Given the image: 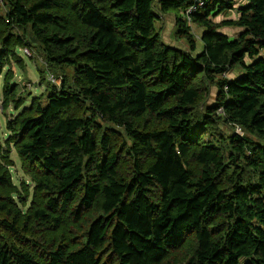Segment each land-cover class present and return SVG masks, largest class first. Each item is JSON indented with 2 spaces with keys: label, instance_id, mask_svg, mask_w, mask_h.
Wrapping results in <instances>:
<instances>
[{
  "label": "trees",
  "instance_id": "16d2710c",
  "mask_svg": "<svg viewBox=\"0 0 264 264\" xmlns=\"http://www.w3.org/2000/svg\"><path fill=\"white\" fill-rule=\"evenodd\" d=\"M194 1L0 2V74L30 48L61 78L7 125L0 264H264V0H206L197 34Z\"/></svg>",
  "mask_w": 264,
  "mask_h": 264
},
{
  "label": "rangeland",
  "instance_id": "374dc122",
  "mask_svg": "<svg viewBox=\"0 0 264 264\" xmlns=\"http://www.w3.org/2000/svg\"><path fill=\"white\" fill-rule=\"evenodd\" d=\"M237 5L238 4H244L242 0H235ZM241 6V5H240ZM239 7V6H238ZM238 7L233 4V9L226 10L225 15L231 16L234 13H237ZM221 14L217 18H215V21L221 22L225 15ZM175 17L171 15H166L164 20L161 22H157L156 26H158V29L161 30L163 39L166 43L174 45V46H181V42L179 43L175 37L176 30H175ZM193 24H191L192 26ZM193 32L197 34L198 29L195 28L193 25ZM200 30V29H199ZM201 32V30H200ZM33 51V50H32ZM35 56L32 58L27 56L24 52V49L18 50V54L24 59L25 68H20L17 64L13 63L12 66L6 65L3 67V71L0 74V149L2 148L1 152L2 154L6 151V140L9 137V132L7 129V125L9 121L13 120L17 117V115L22 112L23 109L26 107H29L32 103V99L34 97H43V103L44 105L48 102V96L51 90L53 89V84L49 81V74H55L51 70H46V65L44 64V61L41 57H39V54L36 52ZM9 69L13 70L14 72V78L11 81V85H18L17 86V99L19 98V95L24 98L22 106H20L19 110H16L15 105L16 102H11L10 106L4 110L3 109V102H4V82L5 77L9 71ZM45 71H44V70ZM66 71L68 72V75L71 77L73 74V68L67 67ZM71 74V75H70ZM237 71L232 72L229 74V77L235 78L237 76ZM59 75V73H58ZM57 76V75H56ZM59 83V80H57ZM60 84H61V78H60ZM59 84V86H61ZM15 86V85H14ZM111 125V124H109ZM238 131L236 130L235 133ZM239 134L243 135L244 133L241 131ZM10 159L13 162L12 166V174L14 177V181L16 184H19L21 181L28 180L26 176L24 175L22 168H21V159L17 153V151L12 148L10 152Z\"/></svg>",
  "mask_w": 264,
  "mask_h": 264
},
{
  "label": "built area",
  "instance_id": "2783aa9c",
  "mask_svg": "<svg viewBox=\"0 0 264 264\" xmlns=\"http://www.w3.org/2000/svg\"><path fill=\"white\" fill-rule=\"evenodd\" d=\"M226 2H229L231 0H225ZM0 2H3V0H0ZM207 5V1L206 0H195L190 6L189 8L186 10V13H185V17L186 19L188 20L189 24L191 25L192 22H191V18H192V15L195 14L196 12H198L200 9L204 8L205 6ZM24 52L27 56L29 57H33L35 56V53L34 51H32V49L30 48H25L24 49ZM45 63V62H44ZM49 81L55 85H59L60 84V79H57L56 76H54L53 74H49ZM57 80H59V83L57 82ZM218 114L219 115H223L224 114V111L223 109H220L218 111ZM237 133L239 134L241 132V130L238 128L237 129Z\"/></svg>",
  "mask_w": 264,
  "mask_h": 264
},
{
  "label": "crops",
  "instance_id": "0c3cea01",
  "mask_svg": "<svg viewBox=\"0 0 264 264\" xmlns=\"http://www.w3.org/2000/svg\"><path fill=\"white\" fill-rule=\"evenodd\" d=\"M243 1V0H242ZM243 3L245 4L246 3V0H244L243 1ZM239 5V4H238ZM237 5V6H238ZM241 5V4H240ZM237 13H234V14H232L231 16H227V17H225L224 19H226V20H235L236 18H237ZM217 18V17H216ZM175 20V19H174ZM217 22V21H216ZM175 24V23H174ZM222 33H224V34H226V35H228L229 37H231V38H234L236 35H237V33H239V29H237V28H232V27H224L222 30ZM180 43V42H179ZM181 47H184V45H183V43L181 42ZM232 78V77H231ZM234 78V77H233Z\"/></svg>",
  "mask_w": 264,
  "mask_h": 264
}]
</instances>
